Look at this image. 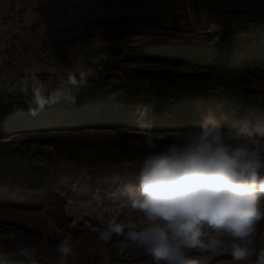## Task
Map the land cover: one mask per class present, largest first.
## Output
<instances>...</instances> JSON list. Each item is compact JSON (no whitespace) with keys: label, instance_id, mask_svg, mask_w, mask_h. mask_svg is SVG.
Returning <instances> with one entry per match:
<instances>
[{"label":"rangeland","instance_id":"obj_1","mask_svg":"<svg viewBox=\"0 0 264 264\" xmlns=\"http://www.w3.org/2000/svg\"><path fill=\"white\" fill-rule=\"evenodd\" d=\"M32 73L75 103L39 110ZM246 94L264 102V0H0V264H58L64 239L77 253L68 264H152L124 236L98 239L113 217L140 226L127 201L153 149L119 119L158 99L167 117L185 98L236 110ZM198 126L151 130L162 147Z\"/></svg>","mask_w":264,"mask_h":264},{"label":"clouds","instance_id":"obj_2","mask_svg":"<svg viewBox=\"0 0 264 264\" xmlns=\"http://www.w3.org/2000/svg\"><path fill=\"white\" fill-rule=\"evenodd\" d=\"M32 79L39 110L62 97L75 103L61 89L46 95L35 73ZM69 81L74 84L75 77ZM137 113L144 143L153 149L140 162L138 187L127 201L140 214V226L125 231L113 217L98 239L107 243L113 235L124 236L152 264H204L223 252L232 264H264V247L254 246L264 221V102L257 100L228 119L209 109L198 127L176 131L162 147L144 122L147 111ZM56 252L58 264L77 256L68 239L56 245ZM104 264H111L108 257Z\"/></svg>","mask_w":264,"mask_h":264},{"label":"trees","instance_id":"obj_3","mask_svg":"<svg viewBox=\"0 0 264 264\" xmlns=\"http://www.w3.org/2000/svg\"><path fill=\"white\" fill-rule=\"evenodd\" d=\"M157 93V91H156ZM172 93V92H171ZM248 95H244L242 99H240L238 103V108L236 110L230 109V107H227L226 103H207L205 100L200 99L198 101L195 100H188L184 99L181 102H178L179 109H172V114L167 117L165 110L166 105L164 102H160V99L157 100L155 104L154 109H146L147 115L144 117V122L150 124L151 127L157 126V125H172L173 123H183L184 125H199V123L202 120V117L208 112L209 109L215 111L217 113V116H220L221 114H224L225 119H228L233 112H239L243 110L244 107H246V102ZM137 109L135 108L131 111V114L128 116H123L119 119L120 122H122L125 125L129 126H135L139 127V125L136 123L137 120ZM66 113H69L70 111L65 110ZM153 112H156L157 115H159V118L157 120H152L154 117L151 115ZM188 113V114H187ZM192 114V115H191ZM185 115V116H184ZM187 115V116H186ZM83 117L84 116H80ZM93 118H95L93 116ZM35 119V117H33ZM68 119V118H65ZM82 118H75L70 121V123H77L80 122ZM102 117L95 118V120H102ZM8 127L4 122H0V131ZM13 127V126H12ZM26 173V172H25Z\"/></svg>","mask_w":264,"mask_h":264}]
</instances>
